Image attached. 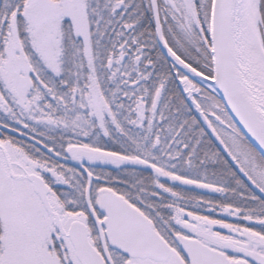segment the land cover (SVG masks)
Returning a JSON list of instances; mask_svg holds the SVG:
<instances>
[{
    "label": "snow or ice",
    "instance_id": "6c2138e0",
    "mask_svg": "<svg viewBox=\"0 0 264 264\" xmlns=\"http://www.w3.org/2000/svg\"><path fill=\"white\" fill-rule=\"evenodd\" d=\"M0 264H264V0H0Z\"/></svg>",
    "mask_w": 264,
    "mask_h": 264
}]
</instances>
